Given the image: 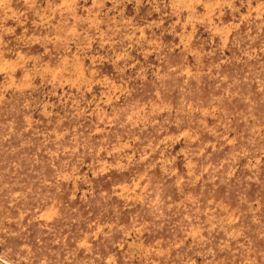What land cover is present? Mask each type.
Masks as SVG:
<instances>
[{
    "label": "rangeland",
    "instance_id": "374dc122",
    "mask_svg": "<svg viewBox=\"0 0 264 264\" xmlns=\"http://www.w3.org/2000/svg\"><path fill=\"white\" fill-rule=\"evenodd\" d=\"M0 264H264V0H0Z\"/></svg>",
    "mask_w": 264,
    "mask_h": 264
}]
</instances>
